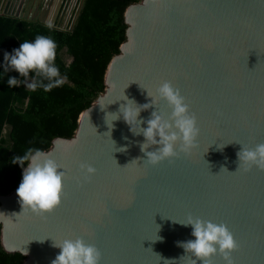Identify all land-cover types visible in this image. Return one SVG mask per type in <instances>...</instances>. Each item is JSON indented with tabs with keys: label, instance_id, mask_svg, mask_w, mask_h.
<instances>
[{
	"label": "water",
	"instance_id": "1",
	"mask_svg": "<svg viewBox=\"0 0 264 264\" xmlns=\"http://www.w3.org/2000/svg\"><path fill=\"white\" fill-rule=\"evenodd\" d=\"M53 1L0 2V13L54 25ZM83 2L61 27L73 28ZM124 21L103 91L81 111L73 136H57L43 150L65 173L61 202L44 215L21 211V176L0 194L2 247L23 254L22 264H50L60 250L51 237L81 236L100 249L99 264H190L177 241L194 239L191 226L174 220L191 214L228 227L238 244L233 264H264V169L245 171L236 156L242 145L264 142V0H140L126 7ZM164 80L185 97L199 135L188 153L150 165L142 134L133 135L122 117L109 134L105 114L110 122L125 95L149 103L147 90L154 94ZM157 110L170 108L160 100ZM80 162L95 167L91 179ZM210 260L225 264L220 253Z\"/></svg>",
	"mask_w": 264,
	"mask_h": 264
},
{
	"label": "clouds",
	"instance_id": "2",
	"mask_svg": "<svg viewBox=\"0 0 264 264\" xmlns=\"http://www.w3.org/2000/svg\"><path fill=\"white\" fill-rule=\"evenodd\" d=\"M51 26L49 21L47 27L51 28ZM55 49L56 44L51 37L37 34L31 41L23 40L11 52L5 51L3 63L0 65L5 73L15 70L25 78L28 77L30 71L34 73L30 81L27 79L21 81L16 76L8 75L7 85L11 87L24 83L25 87L30 90L35 91L39 87L45 92L62 85L65 78L61 76L54 63ZM147 95L152 99L149 103L143 104H138L133 98L125 95L123 98L125 103L119 106L118 112H109L115 114L111 117L110 122L107 119L108 113L105 114L109 134L113 127L112 121L122 117L130 126L129 131L133 135L142 134L144 137L138 143L140 151L144 153L143 163L150 165H155L168 158L178 157L182 153H188L197 142L199 128L197 118L189 110L185 97L168 80L160 82L156 86L154 94L147 90ZM160 100H164L170 108L167 115L157 110ZM150 104L155 105V108L149 116L147 118L140 117L141 110L148 109ZM142 122L146 126L142 127ZM152 145L157 147L149 150ZM223 145H217V147ZM125 147L127 146H121L117 150H123ZM236 156L239 161L238 167L245 171L251 166L264 169V142L252 147L242 145ZM133 160L136 161V159ZM12 163H19L22 167V179L16 188L21 211L44 215L59 205L65 173L57 160L41 149L28 148L23 155H14ZM78 167L85 180L91 179V175L96 171L92 164L86 162H80ZM174 221L183 226H191V236L194 239L177 241V244L182 246L186 253L191 254L190 264H197V260L200 261V264H211L210 257L216 253L223 256L225 264H233L231 253L238 247V244L224 223H217L191 214H188L184 219ZM47 237L51 236L36 240L44 241ZM156 237V239H163L157 234ZM51 240L52 245L60 250L50 261V264H99L100 249L95 244L87 242L83 237H66L59 241L51 237Z\"/></svg>",
	"mask_w": 264,
	"mask_h": 264
},
{
	"label": "trees",
	"instance_id": "3",
	"mask_svg": "<svg viewBox=\"0 0 264 264\" xmlns=\"http://www.w3.org/2000/svg\"><path fill=\"white\" fill-rule=\"evenodd\" d=\"M139 1L84 0L70 30L59 22L49 28L37 19L0 13V65L5 51L42 34L55 41L54 63L65 78L47 92L30 90L24 83L9 87L8 75L30 81L34 73L25 78L0 66V194L13 190L22 176L21 165L12 163L14 155L28 148L46 150L53 138L74 135L79 114L103 91L107 65L125 39L124 11ZM24 257L7 252L0 241V264H22Z\"/></svg>",
	"mask_w": 264,
	"mask_h": 264
},
{
	"label": "crops",
	"instance_id": "4",
	"mask_svg": "<svg viewBox=\"0 0 264 264\" xmlns=\"http://www.w3.org/2000/svg\"><path fill=\"white\" fill-rule=\"evenodd\" d=\"M0 2L8 3L9 0H0ZM76 2H78V0H66L59 5V1L56 2V0H54L50 5V11H53L52 14L55 17V22L68 24L76 9Z\"/></svg>",
	"mask_w": 264,
	"mask_h": 264
},
{
	"label": "flooded vegetation",
	"instance_id": "5",
	"mask_svg": "<svg viewBox=\"0 0 264 264\" xmlns=\"http://www.w3.org/2000/svg\"><path fill=\"white\" fill-rule=\"evenodd\" d=\"M5 7H6V4H5Z\"/></svg>",
	"mask_w": 264,
	"mask_h": 264
}]
</instances>
